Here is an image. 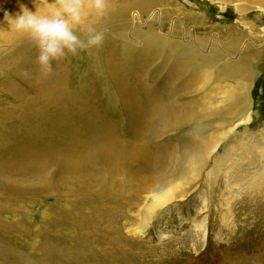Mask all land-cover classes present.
I'll return each instance as SVG.
<instances>
[{"label": "bare ground", "instance_id": "obj_1", "mask_svg": "<svg viewBox=\"0 0 264 264\" xmlns=\"http://www.w3.org/2000/svg\"><path fill=\"white\" fill-rule=\"evenodd\" d=\"M21 5L33 12L37 7L45 14L54 10L55 0H0V44L32 40L14 31L5 20V13L15 16ZM152 9L151 0L138 4L133 0H107L106 13L90 12L84 26H76V32L82 39L87 26L124 34L130 25L137 29L138 23H143L142 17L150 14L149 19L156 18L157 12L151 13ZM137 39L144 46L143 53L131 67L115 49L118 42L108 37L94 51H79L53 61L51 71L41 70L34 42L5 59L2 67L9 68L0 72V248L11 234L30 238L34 244L41 242V234L48 233L39 245L49 252L45 256L32 252L30 264L161 262L163 253H157L144 240L148 230L157 219L181 213L178 203L191 198L219 146L238 127L252 121L251 115H245L243 87L221 92L222 101L213 94L214 102L226 104L230 100L218 116L212 112L209 100L191 103L189 91L195 82L215 85L220 80L243 79L250 72L251 62L230 61V65L218 68L215 80H208L201 69H210L224 60L213 47L211 55H201L191 41L166 36L156 39L143 30ZM105 43L114 46L108 49ZM124 50L135 49L128 46ZM152 65L158 66V75H165V81L153 90L148 80L144 83L147 90L141 91L133 80L156 78L149 75ZM91 79H99L95 83L101 86L99 95L94 94ZM110 80L115 92L111 96L110 88L106 91L104 87L108 88ZM22 84L36 88L32 98L23 107L6 110L3 103L12 100L2 95L18 88L25 90ZM97 98H104V108L94 105ZM23 120L24 127L20 125ZM9 124H13L12 129ZM49 125L53 126L51 130L47 129ZM128 125L131 130L124 135ZM216 126L222 128L218 134L212 130ZM25 134L34 139L28 143L31 147L21 148L18 136ZM41 140L44 142L35 147L34 143ZM241 146L243 150L250 148L249 144ZM260 156L264 160V151ZM231 179L227 177V183ZM230 188L226 185L222 194V210L228 206ZM36 202L48 209L40 220L47 221L41 229L33 223L27 227V221L17 219ZM5 215L11 219L7 221ZM222 219L223 228L230 230V218L224 214ZM206 222L203 219L200 227L204 236ZM158 236L164 237L162 233ZM222 241L221 236L218 242ZM177 243L185 244L183 240ZM182 250L171 251L178 256Z\"/></svg>", "mask_w": 264, "mask_h": 264}, {"label": "rangeland", "instance_id": "obj_2", "mask_svg": "<svg viewBox=\"0 0 264 264\" xmlns=\"http://www.w3.org/2000/svg\"><path fill=\"white\" fill-rule=\"evenodd\" d=\"M141 1L143 0H133L136 4ZM151 3H154V9L150 11L151 13L157 12V14L153 13L156 18L149 19L150 14L146 16L148 19L145 16L142 17L141 22L144 24L138 23L137 25L136 23L137 29L130 25L124 34L113 33L106 28L100 29L105 37H108L112 42H118L115 49L118 53L121 51L123 54L122 60L126 61L129 67L136 66L135 62L142 55L140 53H143L141 50L144 47L141 40L137 39V34L143 30L145 34H153V38L156 39L166 36L168 39L191 41L193 48L201 55L202 53L211 55L212 47L216 54H223L224 60L214 64L210 69H201L204 79L215 80L218 68L230 65V61L231 64L238 60L243 63L251 62L248 70L250 75H245L247 79H237L231 82L220 80L215 85L195 82L194 88L189 91L192 92L189 100L193 104L209 100L213 103V105L210 104L212 112L218 116L219 110L228 106L230 100L226 104L214 102L213 94L219 95L218 98L222 101L221 92L235 87H243L246 95V98H243L247 106L245 115H251L252 121L238 127L234 134L219 146L216 154L210 160L209 169L203 172V177L195 185L191 198L183 204L178 203L182 208L181 213L178 212L179 215L170 213L164 219H157L148 230L144 240L157 253H163L161 262L159 261L158 264H264V160L260 156V151H264V3L260 0H151ZM33 42V40H27L17 44H0V63L2 62L0 72L9 68L5 65L2 67V64L15 50L31 46V43L32 45L35 43ZM121 45L123 49H121ZM113 46L114 44L105 43V47L108 49H112ZM128 46L135 50L125 52L124 47L128 49ZM201 47L204 52H200ZM96 49V47H91L80 51L88 52ZM232 50L239 53L235 55ZM212 58L214 56L210 59ZM153 67H151L149 75H156V78L148 79L143 76L144 81L137 77L133 80L141 91L147 90L144 83L148 80L153 90L163 85L165 75H158V66ZM97 81L99 79H94V81L91 79L93 84ZM111 85L114 87L111 80L108 88L104 85L106 91L110 88V96L112 93L115 95L114 89L111 90ZM100 87V84L99 86L95 84L92 87L95 95H99ZM34 89L36 90L35 87ZM34 89L25 86L26 91L18 88L15 90L16 93L9 92V95L4 93L2 96H6L8 99L11 97L12 101L1 105H7L6 110L14 109L18 105L23 107L27 104V99L32 98L31 92ZM87 90L91 91L89 88ZM23 97L24 99H22ZM103 101L104 98H97L93 102L95 106L102 109L106 104ZM116 101L118 99H115L114 102ZM245 117L241 116L240 118L244 119ZM22 123L21 126L25 125L24 120ZM9 128L12 129L13 124H9ZM51 128H53L52 125L47 126L48 130ZM129 129V125L123 129L124 135H128L131 130ZM221 129L216 126L212 130L218 134ZM27 136L29 135L18 136V138L21 137V148L31 147V144L28 145V143L34 138L29 137L28 139ZM43 142L44 140L38 141L34 143V146ZM242 144H249L250 148L243 150ZM215 159L217 161L213 163ZM226 173L227 176L224 178ZM227 177L234 179L227 183ZM237 182H239V186H236ZM226 185L231 187L232 192L227 197L228 206L222 210V194ZM19 194H23V192H19ZM31 194L33 193L28 195ZM224 194L228 195L226 192ZM43 206L44 204L36 202L35 205L27 207V212L17 219L27 221L25 224L27 227L33 223V227L41 229L46 226L47 222L40 221L43 218V212L47 209ZM224 214L231 220L230 230L223 228L222 215ZM4 218L9 221L11 216L5 215ZM203 219H207L205 236L201 229ZM159 233L164 235L162 239L159 238ZM47 234H41L38 240L42 242L41 239L48 238ZM221 236L223 241L218 242ZM15 239L18 240V243L14 242ZM4 240L0 248L2 251L0 252V261L2 260L3 264H30L32 252H39L40 256H45V253L49 252L47 248L40 247L41 242L33 244L30 242V238L22 237L17 233L11 234ZM25 240H28L29 243ZM181 240L185 244L177 243ZM181 247L183 250L178 256L172 253L171 250L176 252ZM164 253L166 254L164 255Z\"/></svg>", "mask_w": 264, "mask_h": 264}, {"label": "clouds", "instance_id": "obj_3", "mask_svg": "<svg viewBox=\"0 0 264 264\" xmlns=\"http://www.w3.org/2000/svg\"><path fill=\"white\" fill-rule=\"evenodd\" d=\"M21 5L15 16L5 13V20L18 33L27 34L38 49L37 62L42 71H51L52 62L67 54L76 55L81 49L99 48L105 34L96 28L84 27V38L76 32V26H84L87 16L94 11L103 15L107 0H55L54 10L41 14Z\"/></svg>", "mask_w": 264, "mask_h": 264}]
</instances>
